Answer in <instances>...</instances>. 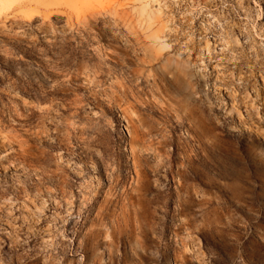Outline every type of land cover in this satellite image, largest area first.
<instances>
[{"label": "rangeland", "instance_id": "1", "mask_svg": "<svg viewBox=\"0 0 264 264\" xmlns=\"http://www.w3.org/2000/svg\"><path fill=\"white\" fill-rule=\"evenodd\" d=\"M0 264H264V0H0Z\"/></svg>", "mask_w": 264, "mask_h": 264}, {"label": "bare ground", "instance_id": "2", "mask_svg": "<svg viewBox=\"0 0 264 264\" xmlns=\"http://www.w3.org/2000/svg\"><path fill=\"white\" fill-rule=\"evenodd\" d=\"M67 84H54V85H51V84H27V87L25 88V90L29 89V87L33 88V87H39L41 90H42V94H45V95H53V94H57V93H60L62 91L65 90ZM15 90H24V88H20V87H16ZM26 92V91H25ZM55 96V95H54ZM32 105V104H31ZM32 109V108H31ZM236 108H234L235 110ZM32 113V112H31ZM30 113V114H31ZM49 113V112H48ZM232 113V112H231ZM234 114H235V111H234ZM32 115V114H31ZM30 115V116H31ZM236 115L239 116V114L237 113L236 111ZM240 117V116H239ZM237 120H240V119H237Z\"/></svg>", "mask_w": 264, "mask_h": 264}]
</instances>
